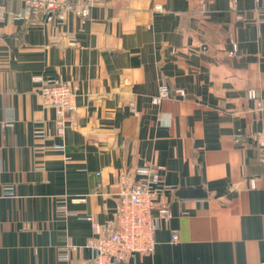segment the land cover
Returning <instances> with one entry per match:
<instances>
[{
	"label": "crops",
	"instance_id": "1",
	"mask_svg": "<svg viewBox=\"0 0 264 264\" xmlns=\"http://www.w3.org/2000/svg\"><path fill=\"white\" fill-rule=\"evenodd\" d=\"M92 1L17 21L0 0V264H85L87 218L109 222L146 166L172 217L124 264H264V0ZM35 76L78 87L63 135Z\"/></svg>",
	"mask_w": 264,
	"mask_h": 264
},
{
	"label": "built area",
	"instance_id": "2",
	"mask_svg": "<svg viewBox=\"0 0 264 264\" xmlns=\"http://www.w3.org/2000/svg\"><path fill=\"white\" fill-rule=\"evenodd\" d=\"M24 10L13 13L12 19L17 21L32 20L36 17L50 20L54 15L61 20L67 10L82 18L90 16L92 0H22ZM259 4V0H256ZM236 1H233L235 7ZM4 19V10L0 8V21ZM233 51H237L233 44ZM39 83L36 90L42 103L54 108L57 115V132L63 135L68 122V116L75 111L73 99L78 87L61 80H45L35 76ZM168 86L163 85L159 93L151 99L152 104H160L163 99L172 96ZM177 95H184L176 90ZM249 98L257 100V108L263 110L258 94L249 92ZM256 147L260 153V161L264 164V126L254 136ZM160 166L140 167L135 171L136 179L119 194L118 204L113 218L107 223H100L95 218H87L91 223L93 236L88 239L86 246L93 252V256L85 264H124L143 257L151 256L155 252V233L160 224L169 223L172 214L167 203L160 201L163 193V180ZM177 231H171V243H177ZM74 249V247L69 248ZM62 259H68L64 254Z\"/></svg>",
	"mask_w": 264,
	"mask_h": 264
},
{
	"label": "water",
	"instance_id": "3",
	"mask_svg": "<svg viewBox=\"0 0 264 264\" xmlns=\"http://www.w3.org/2000/svg\"><path fill=\"white\" fill-rule=\"evenodd\" d=\"M181 195H185V196H193V195H195V192H191V191H189V192L181 193Z\"/></svg>",
	"mask_w": 264,
	"mask_h": 264
}]
</instances>
